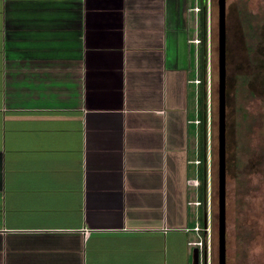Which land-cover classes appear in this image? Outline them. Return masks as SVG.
<instances>
[{
	"label": "crops",
	"instance_id": "0c3cea01",
	"mask_svg": "<svg viewBox=\"0 0 264 264\" xmlns=\"http://www.w3.org/2000/svg\"><path fill=\"white\" fill-rule=\"evenodd\" d=\"M201 2L0 0V264H193Z\"/></svg>",
	"mask_w": 264,
	"mask_h": 264
},
{
	"label": "rangeland",
	"instance_id": "374dc122",
	"mask_svg": "<svg viewBox=\"0 0 264 264\" xmlns=\"http://www.w3.org/2000/svg\"><path fill=\"white\" fill-rule=\"evenodd\" d=\"M207 19L208 179L203 205L210 226L209 261L218 264V0H207ZM226 22L227 264H264V0H226Z\"/></svg>",
	"mask_w": 264,
	"mask_h": 264
},
{
	"label": "water",
	"instance_id": "95a60500",
	"mask_svg": "<svg viewBox=\"0 0 264 264\" xmlns=\"http://www.w3.org/2000/svg\"><path fill=\"white\" fill-rule=\"evenodd\" d=\"M219 4V107H218V178H219V239L218 264H227V22L226 0ZM205 226L208 224L205 213ZM193 264H201L200 249L195 248ZM208 256L204 264H208Z\"/></svg>",
	"mask_w": 264,
	"mask_h": 264
},
{
	"label": "trees",
	"instance_id": "16d2710c",
	"mask_svg": "<svg viewBox=\"0 0 264 264\" xmlns=\"http://www.w3.org/2000/svg\"><path fill=\"white\" fill-rule=\"evenodd\" d=\"M201 23H200V54H199V91H198V115L200 119L199 133H200V187L203 188L202 204L206 202V184L208 179L207 168V122H208V97H207V83H208V26H207V0L201 2ZM204 224V223H203Z\"/></svg>",
	"mask_w": 264,
	"mask_h": 264
},
{
	"label": "built area",
	"instance_id": "2783aa9c",
	"mask_svg": "<svg viewBox=\"0 0 264 264\" xmlns=\"http://www.w3.org/2000/svg\"><path fill=\"white\" fill-rule=\"evenodd\" d=\"M195 10L199 11L200 8L196 7ZM194 42L195 43H199L200 39H196V40H194ZM209 73H210V71H209ZM193 81L196 84L200 83V79L199 78H196ZM192 122L199 125V123H200L199 117H197L194 120H192ZM194 163L199 164L200 160H195ZM189 183L191 185L198 186L200 184V180L199 179H190ZM193 204L199 206V205L202 204V202L200 200H196V201L193 202ZM207 217H208V215H207ZM194 229L198 233V235H199L198 237L199 238L197 240H195V241H192L191 244L197 246L200 249L201 261L205 262V257L208 256L207 258H208V264H209L210 263L209 258H210V255H211V245H209L207 243V240H209L208 237H209V234H210L209 223H208L207 226H205V224H202V223L198 222L196 224V226L194 227Z\"/></svg>",
	"mask_w": 264,
	"mask_h": 264
},
{
	"label": "flooded vegetation",
	"instance_id": "af4514ba",
	"mask_svg": "<svg viewBox=\"0 0 264 264\" xmlns=\"http://www.w3.org/2000/svg\"><path fill=\"white\" fill-rule=\"evenodd\" d=\"M210 264V263H209Z\"/></svg>",
	"mask_w": 264,
	"mask_h": 264
}]
</instances>
